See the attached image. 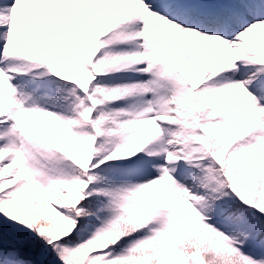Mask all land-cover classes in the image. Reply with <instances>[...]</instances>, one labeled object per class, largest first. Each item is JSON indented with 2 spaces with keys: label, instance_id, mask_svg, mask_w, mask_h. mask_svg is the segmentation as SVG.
I'll list each match as a JSON object with an SVG mask.
<instances>
[{
  "label": "snow or ice",
  "instance_id": "obj_1",
  "mask_svg": "<svg viewBox=\"0 0 264 264\" xmlns=\"http://www.w3.org/2000/svg\"><path fill=\"white\" fill-rule=\"evenodd\" d=\"M0 264H264V0H0Z\"/></svg>",
  "mask_w": 264,
  "mask_h": 264
}]
</instances>
